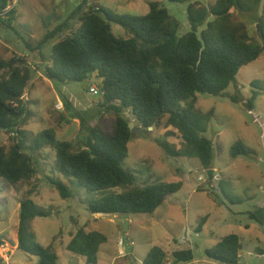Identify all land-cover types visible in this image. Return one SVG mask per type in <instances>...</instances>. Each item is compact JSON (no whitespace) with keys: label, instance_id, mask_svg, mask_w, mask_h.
<instances>
[{"label":"trees","instance_id":"obj_1","mask_svg":"<svg viewBox=\"0 0 264 264\" xmlns=\"http://www.w3.org/2000/svg\"><path fill=\"white\" fill-rule=\"evenodd\" d=\"M187 3L191 29L178 35L180 22L158 1L149 2L144 15L118 13L92 0L80 3L67 17L47 30L36 47L26 42L43 58L42 50L50 41L51 53L43 73L51 80L80 82L91 74L101 77L98 87L102 110L113 111L115 120L110 128L98 122H89L82 113H75L84 137L76 141L60 140L53 129H44L37 135L34 149L49 145L55 149L56 165L71 174L88 191L124 187L121 193L107 194L90 202L92 213H110L130 216L153 213L166 198L180 190L182 183L153 182L139 187L137 175L122 166L128 155V142L134 133L128 124L144 128L171 127L182 139L177 148L167 138L157 143L174 157H197L212 177L215 157L214 144L203 135L212 112L203 113L196 107L197 92L220 94L236 83L240 68L258 58L264 47V9L258 12L261 0H216L203 4L193 0H170ZM9 0H0V12ZM251 16L257 25L253 38L242 21L234 20V12ZM0 16V23L12 27L10 15ZM75 22V23H74ZM111 24L108 29L107 25ZM112 24L125 27L131 36L117 37ZM205 28L198 34V28ZM263 44V47H261ZM33 68L28 53L5 57L0 52V130L14 133L17 138L10 148L0 145V178L10 184L22 180L30 182L36 166L31 154L24 150ZM252 85L259 86L258 80ZM258 92L246 101L251 110ZM234 101L239 95H232ZM68 105V102L65 103ZM68 107V106H67ZM59 119L65 116L60 112ZM171 135L167 131L165 136ZM232 155L246 154L248 149L237 141ZM61 196L70 197L71 191L60 179H50ZM49 212L39 207L27 191L19 201L17 248L38 257V264H58L59 255L54 246L38 242L31 232V221ZM249 217L264 226V205L249 213ZM204 216L197 230L206 221ZM107 236L98 230L79 228L71 234L66 249L84 257L86 264L98 262L100 246ZM242 249L241 237L235 233L222 236L212 247L206 248L208 257L225 264H238ZM173 264L193 259L191 248L171 252ZM168 253L162 246H152L142 258V264H165Z\"/></svg>","mask_w":264,"mask_h":264},{"label":"rangeland","instance_id":"obj_2","mask_svg":"<svg viewBox=\"0 0 264 264\" xmlns=\"http://www.w3.org/2000/svg\"><path fill=\"white\" fill-rule=\"evenodd\" d=\"M118 13L144 15L149 11V2L158 1L180 22L178 35L191 27L187 16V3L170 0H92ZM213 4L216 0H193ZM80 3V0H20L15 13L10 15L12 27L0 23V52L9 57L28 53L31 62L32 88L29 93V112L26 123L20 129L25 132L24 150L35 161L36 172L30 182L16 184L0 178V264H38V257L16 248L19 201L31 191V197L47 216H37L31 221L34 238L43 245H52L59 255L58 264H67L69 250L66 245L79 228L98 230L108 239L107 255L101 253L98 264H142V258L152 246H162L168 253L165 264H173L171 252L191 248L193 259L177 264H225L208 257L205 250L212 247L222 236L235 232L242 240L238 264H264V226L249 217V213L264 205V47L258 58L240 68L236 83L230 84L220 94L197 92L196 107L203 113L212 112L203 135L213 141L215 157L212 177L197 157H174L168 155L157 143L167 138L177 148L182 146L180 134L171 127H142L128 142V155L122 161L124 168L137 175L135 185L142 187L153 182H181L179 191L170 194L153 213L130 216L110 213H92L91 201L107 194L126 190L118 186L106 190L88 191L71 174H66L56 165L55 149L45 145L34 149L37 135L44 129H53L60 140L76 141L84 137V131L75 113L86 119L110 128L115 120L113 111L102 110L96 102L101 99L99 89L89 92L80 82L51 80L43 73L49 59L52 41L40 50L43 58L34 49L29 51L26 42L36 47L47 30L62 22ZM264 9L261 0L259 13ZM234 20L246 24L251 36L257 38L258 23L249 15L234 12ZM75 23V22H74ZM205 24L198 28V34ZM117 37L128 38L131 33L119 24H112ZM41 72V73H39ZM253 80L259 86L252 85ZM88 81L96 87L102 79L91 74ZM258 94L252 109L246 101L253 92ZM238 94L234 101L232 95ZM59 97L65 108L55 110ZM68 106V107H67ZM54 109V110H53ZM67 114L63 121L59 113ZM136 125V119L132 116ZM139 126V125H137ZM167 131L171 135L165 136ZM241 141L248 149L246 154L232 155V146ZM17 138L13 133L0 130V145L10 148ZM62 180L72 195L61 196L50 179ZM207 216L200 231L197 227ZM128 221V228L123 226ZM122 242L123 244H118ZM134 242L133 245L130 244ZM120 248H129L124 256ZM77 259L80 255L75 254ZM109 263H105L107 259ZM78 260H72L78 264ZM80 261V260H79ZM81 264H86L81 261Z\"/></svg>","mask_w":264,"mask_h":264},{"label":"crops","instance_id":"obj_3","mask_svg":"<svg viewBox=\"0 0 264 264\" xmlns=\"http://www.w3.org/2000/svg\"><path fill=\"white\" fill-rule=\"evenodd\" d=\"M0 32L2 33V30H1V27H0ZM39 73H41V72H39ZM91 85H94V84H92L91 82H89L88 81V83L86 84V87L85 88H89ZM30 93V92H29ZM29 93L26 95V99L28 98V99H30L29 98ZM57 101H61L62 103H63V107L65 108V103L66 102H63L59 97H57V99H56V103H57ZM99 101V100H98ZM98 101L96 102V104H98ZM56 103H55V105H56ZM55 105H54V108H55ZM54 110V109H53ZM55 110H61V109H57V108H55ZM59 113V115H60V112H58ZM64 114V116L66 117V118H68L67 117V114H65V112L63 113ZM75 119V118H74ZM118 244H120V242H118ZM16 248H17V241H16ZM109 245H108V239H107V241L105 242V243H103L101 246H100V249H99V252H98V262L96 263V264H98L99 262H100V260H101V253H104V254H108V253H110V251H109ZM122 251H125V253L126 254H124V256H127V255H129L130 253H131V249H129V248H120V253L122 254ZM67 256H69L70 258H71V260L70 259H67V261H68V263L67 264H73L71 261L72 260H78L77 259V257H76V255H75V253H72V252H70L69 251V254L67 255ZM80 258H82V259H79L78 260V264H81V261H83L84 263H86L85 262V259H84V257H80ZM107 259V258H106ZM109 261V259H107L106 261H105V263H109L108 262Z\"/></svg>","mask_w":264,"mask_h":264},{"label":"built area","instance_id":"obj_4","mask_svg":"<svg viewBox=\"0 0 264 264\" xmlns=\"http://www.w3.org/2000/svg\"><path fill=\"white\" fill-rule=\"evenodd\" d=\"M19 2H20V0H9L7 6L2 10V12H0V16L7 17L9 15V13L17 7ZM97 89H98V87H96L95 85H91L89 87V92H95ZM55 108H57V109L63 108V103L61 101H57ZM133 243L134 242H131L130 244L133 245ZM121 244H123V243L120 242V245ZM124 254H126L125 251H122V255H124Z\"/></svg>","mask_w":264,"mask_h":264},{"label":"water","instance_id":"obj_5","mask_svg":"<svg viewBox=\"0 0 264 264\" xmlns=\"http://www.w3.org/2000/svg\"><path fill=\"white\" fill-rule=\"evenodd\" d=\"M107 28L110 29L111 28V24L107 25ZM88 83V80H82L80 81V84H82L84 87H86V84ZM129 128L131 129V131L133 133H141L142 132V127L141 126H137L135 125V122L134 121H130L129 124H128ZM149 128H153V127H149ZM128 228V221L126 220L125 221V225L123 226V229H127Z\"/></svg>","mask_w":264,"mask_h":264}]
</instances>
